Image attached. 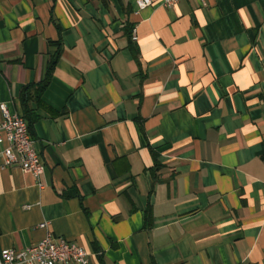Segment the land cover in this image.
<instances>
[{"label": "crops", "instance_id": "0c3cea01", "mask_svg": "<svg viewBox=\"0 0 264 264\" xmlns=\"http://www.w3.org/2000/svg\"><path fill=\"white\" fill-rule=\"evenodd\" d=\"M0 103L45 164L0 156V250L264 264V0H0Z\"/></svg>", "mask_w": 264, "mask_h": 264}, {"label": "built area", "instance_id": "2783aa9c", "mask_svg": "<svg viewBox=\"0 0 264 264\" xmlns=\"http://www.w3.org/2000/svg\"><path fill=\"white\" fill-rule=\"evenodd\" d=\"M178 0H160L164 7H171ZM203 2V0H201ZM143 9L152 0H135ZM133 38L135 35L133 34ZM0 156L3 166L18 167L24 173L38 178L45 169L39 150L35 147L23 116L13 113L5 103H0ZM46 223L40 224L45 227ZM91 264L87 252L78 244L50 231L37 242L22 249L2 248L0 264Z\"/></svg>", "mask_w": 264, "mask_h": 264}, {"label": "trees", "instance_id": "16d2710c", "mask_svg": "<svg viewBox=\"0 0 264 264\" xmlns=\"http://www.w3.org/2000/svg\"><path fill=\"white\" fill-rule=\"evenodd\" d=\"M55 59H56V57H54V58H52V59L50 60V62H49L48 65H47V70H46L45 78H44L40 83H38V84L35 86V89L37 90V92H41V91L45 88V86L47 85L48 80H49L50 75H51V70H52L53 65H54V63H55ZM27 89H28V88H27ZM26 91H27V90H25V92H26ZM26 94H27V92H26ZM23 117H24V119H25V121H26V124H27L28 130H29L32 119H31L28 115H25V116H23Z\"/></svg>", "mask_w": 264, "mask_h": 264}]
</instances>
